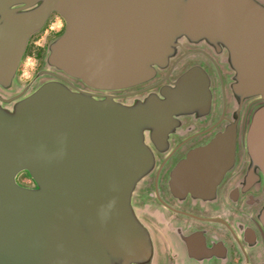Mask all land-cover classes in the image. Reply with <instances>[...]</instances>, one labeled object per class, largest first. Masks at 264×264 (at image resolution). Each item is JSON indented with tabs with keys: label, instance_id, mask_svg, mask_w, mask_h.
Listing matches in <instances>:
<instances>
[{
	"label": "water",
	"instance_id": "water-1",
	"mask_svg": "<svg viewBox=\"0 0 264 264\" xmlns=\"http://www.w3.org/2000/svg\"><path fill=\"white\" fill-rule=\"evenodd\" d=\"M52 11L64 29L48 44L45 64L89 88L124 89L149 80L173 55L176 39L185 37L228 48L233 92L264 100L259 0H0L4 91L11 89L28 36ZM24 90L0 98V264L146 261L149 236L130 206L134 185L153 164L143 131L160 135L173 115L207 109L205 73L191 66L130 103L54 79L21 95ZM245 143L264 191V103L251 113ZM210 151L190 150L176 171L190 176L196 166L212 168L207 158L195 165L196 156ZM215 158L223 170L228 158ZM22 171L33 186L15 181ZM261 216L264 223V205Z\"/></svg>",
	"mask_w": 264,
	"mask_h": 264
},
{
	"label": "flooded vegetation",
	"instance_id": "flooded-vegetation-1",
	"mask_svg": "<svg viewBox=\"0 0 264 264\" xmlns=\"http://www.w3.org/2000/svg\"><path fill=\"white\" fill-rule=\"evenodd\" d=\"M53 16L59 19L57 28L48 25ZM46 26L55 34L44 43L45 51L63 31L64 21L52 11L36 32ZM34 33L26 40L15 82ZM174 48L165 67H155L152 78L124 89L89 88L78 79L48 67L45 52L35 75H43V81H61L97 97L109 94L119 102L130 103L147 93H157L160 86L168 85L187 68L199 67L208 79L207 109L173 115L174 123L160 135L150 136V129L143 131L153 164L134 185L130 206L149 236L150 252L146 261L130 264H264L263 178L252 163L245 143L251 113L264 100L258 96H236L231 87L236 70L230 62L228 48L220 43L212 45L202 39L190 41L179 37ZM33 80L34 77L30 84ZM27 87L21 85L16 89L15 83L9 93L0 87V98L9 99L25 89L21 94L24 95L36 86L29 90ZM154 142L160 145L155 146ZM203 146L211 147V151L196 156L195 165L205 164L202 159L207 158L206 164L212 168L196 166L190 170V176L185 175L189 171L178 173L176 167L187 153ZM215 156L228 158L223 170L218 171L221 160Z\"/></svg>",
	"mask_w": 264,
	"mask_h": 264
},
{
	"label": "rangeland",
	"instance_id": "rangeland-1",
	"mask_svg": "<svg viewBox=\"0 0 264 264\" xmlns=\"http://www.w3.org/2000/svg\"><path fill=\"white\" fill-rule=\"evenodd\" d=\"M59 24V19L54 16L48 22V25L53 26L54 28L59 27ZM53 34L55 33L53 31L51 32L50 28L46 26L45 29L34 33V35L31 37L24 52V57L20 65V71L17 75L16 82L13 80L14 83H12V85L16 83V89L21 85H26L29 86L27 87V90H29L33 86H37L41 81H43L45 77L43 75H35V73L40 66L41 55L43 56L45 52L44 43ZM33 77L34 80L30 84V81L33 79ZM5 92L9 93V91ZM15 181L24 186H31L32 182L31 179L28 177V174L23 171L19 172L15 176Z\"/></svg>",
	"mask_w": 264,
	"mask_h": 264
}]
</instances>
